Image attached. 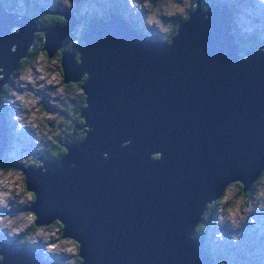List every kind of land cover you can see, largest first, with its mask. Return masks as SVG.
<instances>
[{
    "label": "water",
    "instance_id": "1",
    "mask_svg": "<svg viewBox=\"0 0 264 264\" xmlns=\"http://www.w3.org/2000/svg\"><path fill=\"white\" fill-rule=\"evenodd\" d=\"M201 1L169 42L110 10L83 22L77 61L73 48L61 51L63 81L86 74L84 134L57 139L65 151L55 160L37 154V166L19 168L34 193L24 210L37 226L58 220L82 264H214L193 234L199 215L225 184L245 190L264 167V41L241 56L231 7ZM37 10L65 22L43 26L0 0V92L35 31L51 56L80 22L64 8ZM8 143L0 103V163ZM0 264L58 263L0 237Z\"/></svg>",
    "mask_w": 264,
    "mask_h": 264
},
{
    "label": "rangeland",
    "instance_id": "2",
    "mask_svg": "<svg viewBox=\"0 0 264 264\" xmlns=\"http://www.w3.org/2000/svg\"><path fill=\"white\" fill-rule=\"evenodd\" d=\"M222 1L230 5L233 10L232 18L236 35H239L245 41L264 39V9H261L259 5V7H255L258 0H215V2ZM10 2L11 5H13L12 9L24 12L27 11L30 13L31 5H34L36 2L38 5L42 4L48 7L64 8L68 12L72 11L76 20H80V22H74L72 30L68 32V35H64V38L62 37L61 41L63 42V50L65 51L67 50L65 48L66 45H71L73 47L76 46L74 39L80 35L82 27L87 20V17L86 19L83 17L88 15L87 12L92 11L95 12V14L100 15L103 11L109 8H113L110 10L119 12L122 17L132 25L135 24L136 28L142 31L145 35L157 37L159 39H161L162 35L170 36V32L161 34L154 24L149 25L146 22L148 10L143 7L136 9L130 5L129 0H78V2L71 1V3L68 4H64L63 0H32L27 7H24L22 0H10ZM176 2L182 3V0H176ZM136 3L143 4V0H136ZM151 3L155 7L159 3V0H151ZM242 9H244V11H246V9L252 10L255 15V21L251 22V24L246 22L243 18L244 14L240 16V11ZM189 10L186 9V11ZM159 18L164 23L170 22L172 26H174L177 21L184 19L179 15L173 17L160 15ZM43 25L51 26L50 24ZM33 47H36V45ZM29 52L32 53L28 50L26 51V55H28ZM35 53L36 52L33 53L34 60H32L24 69L17 70L15 68L9 73L8 78H10V88L5 95L6 99L4 101L7 118L9 120L8 124L10 132L9 143L4 152L8 164L6 168H0L5 171L12 169L13 171L21 172L20 168L14 165L18 164L19 166H23L32 163L30 158L31 156L34 157L36 153H41L47 160H55L50 157V154L47 151V149L53 145L50 137H54L55 139H60L62 137L61 142L68 144L71 141H76L74 138L76 135H72L77 134L78 131L82 132L84 126H82L84 123L83 117L78 121L76 120V116L79 115V109L82 107L79 102L80 95L81 99L82 95L83 99H85L84 93L80 90V84L83 83V80L86 77L85 74L83 73L79 77L80 79L75 80L76 84H70L71 79H68L66 82L64 81L65 83H68V86L61 85L63 77L62 72L58 69L60 58L55 54H53L51 58H48L41 53H38L35 56ZM38 57H43V61L38 60ZM75 57L76 56L73 57L74 60ZM44 61H47V64L44 65L46 72L51 73L52 71H56L58 73V84L48 83L47 80L38 79L40 73L37 71L36 64H43ZM52 62L55 63L53 64ZM28 69H31L33 76L32 82L20 78L21 74ZM13 93H31L32 96L38 98L36 107L39 108L41 113H45V115L42 118L38 115V119L35 125H33V123L27 119L29 110L24 108L20 102L15 99ZM60 105L66 109L61 108ZM17 117H19V119H17ZM79 126L82 127L80 128ZM56 128L61 130L62 135H59L60 132H58ZM63 128L70 131L72 135L64 131ZM66 138H69L71 141L64 142V139ZM62 154L63 153L60 155ZM36 165L33 164V166ZM263 170L264 167L256 175V178L260 175L256 183L264 180V172L262 173ZM22 176L24 178L23 173ZM230 185L238 188L233 181L225 184L223 190L218 195V199L220 198L219 202L214 206L208 221V230L203 232V234L196 233V235L203 236L204 250L207 249L215 255L218 252L221 253V251L227 250L223 252V256H226L227 258H229L230 249L239 247L240 243L241 245H248V247L252 246L253 243L254 245L260 244L257 251H254L256 254L253 252V261L250 263L264 264V206H258L259 202L253 199L251 209L246 213H243V220L239 222V227H233L228 220H224L223 223L220 222V217L226 214L224 210L235 201V197L227 202L222 199ZM242 188L243 185L241 186V189ZM248 189L249 186L245 190H242L246 191ZM25 193H30V190L26 189V187L20 192L14 190L11 198L7 199V206L0 205V218L14 221L11 228L0 224V237L8 241H14V243L18 240H25L26 245L37 250L42 258L55 261L59 264H74L73 257L75 253L78 252V246L76 247L71 240L65 237L60 238L61 232L56 225L48 227L35 226L36 230L34 232H30L29 234L25 232L30 225V223L26 222V218L28 216L32 217L31 222L34 219V216L31 213L32 211L29 212L24 210V207H26L32 200V198L26 196ZM236 195L238 196L241 194L238 192ZM247 196L251 198L250 194ZM21 224H23L24 227L21 228ZM12 228H18L19 231L12 232ZM10 232L12 233L11 235H9ZM249 241H252L253 243ZM247 253L250 252L246 250L245 254L247 255ZM219 264H228V261Z\"/></svg>",
    "mask_w": 264,
    "mask_h": 264
},
{
    "label": "clouds",
    "instance_id": "3",
    "mask_svg": "<svg viewBox=\"0 0 264 264\" xmlns=\"http://www.w3.org/2000/svg\"><path fill=\"white\" fill-rule=\"evenodd\" d=\"M4 1L7 3L10 2V0H3V3H4ZM30 1H32V0H29V3H30ZM212 1H215V0H212ZM63 3L68 4L69 0H63ZM129 3H130V5L135 7L136 9L143 7L146 10H148V14L146 15V22L149 25L154 24L161 34L169 33L172 30L173 26L170 22L169 23L162 22V20L159 18L160 15H164L167 17H173L176 15H179L186 20L188 18V13L186 12V9L194 7L193 0H182V3H178V2H176V0H159V3L155 7L151 3V0H143V4L136 3V0H129ZM208 4H206V6ZM200 5H202V1H201ZM258 5L261 7V9H264V0H258V3L256 2L255 7H259ZM33 6L35 7V10L37 13H41L37 10V6H39L37 4V2L34 5H31V8H32V10L30 9L31 12H33V9H34ZM43 7L50 8V9H52V8L53 9H61V8H54L52 6L48 7L45 5H43ZM12 8H13V5H11L10 9H12ZM110 9H113V8H109L108 12L110 11ZM202 9H204V8L202 7ZM35 10H34V12H35ZM231 11L233 12L232 8H231ZM22 12H24V11H22ZM34 12L32 14L30 12H28V13H30V15H32L36 19L37 14H35ZM243 14H244L243 18L246 22H249L251 24V22L255 21V15L253 14L252 10L246 9V11H244V9H242L240 11V16H242ZM92 15L107 17L108 13L106 16L103 14H100V15L92 14ZM89 16H91V15H89ZM182 20H180V21H182ZM180 21H178V22H180ZM39 23L42 25V22H39ZM55 23H57V22H55ZM51 24H53V23H51ZM133 26L136 27L135 24H133ZM232 30L235 31L234 26H233V18H232V29H231V31ZM146 36H148V35H146ZM34 37H35V34H34ZM236 37L238 38L240 36H237L236 32H235V40H236ZM160 40H167V36L162 35ZM262 41H264V39L263 40L261 39V42ZM243 42L244 43H250V42H252V40L251 41L243 40ZM261 42L259 43L258 46L253 47V48L243 49L239 46L241 48V51H240L241 56H242L243 51H245V50L260 49L261 48ZM41 46H40V48H41ZM62 46H63V44L61 45V49H62ZM78 47H79V45H76L75 47L72 46L74 52H75V49ZM260 50L264 51V48H261ZM37 59L43 61V57H38ZM52 63L54 64L55 62H52ZM45 64H47V61H44L43 64H41V63L36 64L37 71L40 73L38 79L47 80L48 83L58 84L59 83L58 73L56 71H52L51 73L46 72L45 67H44ZM20 78L22 80L32 82L33 76L31 73V69H28L26 72L22 73ZM13 95L15 96V99L17 101H19L20 104L24 108H27L29 110L27 119L29 121H31L33 123V125H35V123L38 119V115L40 118H42L45 115V113H41L39 108L36 107L38 98L32 96L31 93H25V94L13 93ZM17 119H19V117H17ZM8 121L9 120L7 119V122ZM23 189H24V182H23V176H22L21 172L13 171L12 169H8L6 171L4 169H0V205L7 206V199L11 198L13 191L15 190L16 192H20V191H23ZM240 191L241 190L239 188L233 187L231 185L226 190L225 195L222 198L223 201L227 202L230 199H233V197H235V201L232 205H230L229 207H227V209L224 210L226 214L222 215L220 217L221 223H223L224 220H228V221H230V223L233 227H239V222L243 220V213H246L247 211H249L251 209L253 199L259 202L258 206H264V180H262L259 183H256L254 185L253 189L249 190L251 198H249L247 195H238L237 196L236 194ZM25 195L28 196L29 198H31V193H25ZM246 201H247V205H246ZM31 220H32V217H30V216H28L26 218L27 223H31ZM13 222H14L13 220H6L4 218H0V224H2L3 226L9 227V228H11ZM20 227L22 228V227H24V225L21 224ZM16 231H19V229L18 228H12V232H16ZM11 234L12 233L10 232L9 235H11ZM259 247H260V244L256 248L255 251H257V249ZM50 261H52V260H50Z\"/></svg>",
    "mask_w": 264,
    "mask_h": 264
},
{
    "label": "trees",
    "instance_id": "4",
    "mask_svg": "<svg viewBox=\"0 0 264 264\" xmlns=\"http://www.w3.org/2000/svg\"><path fill=\"white\" fill-rule=\"evenodd\" d=\"M80 1H83V0H80ZM212 0H202V5H200V6H202L203 8H205V6H206V4H208L209 2H211ZM69 3H71V1L69 0ZM4 4H5V6L7 7V8H11V4H9V3H7V2H5L4 1ZM193 4H194V7H195V0H193ZM194 7H191V8H188L187 10H189V9H193ZM33 12H34V10H35V7L33 6ZM108 10L109 9H106L105 11H103L101 14H103V15H107V13H108ZM27 12V11H26ZM33 12H31V14L33 13ZM186 12H188V11H186ZM35 14H37V17H36V19L38 18V21L39 22H52V23H55V22H57V23H62V22H65V18H64V16L63 15H61V14H57V13H37L36 12V10H35V12H34ZM87 16H85V17H83L84 19H86V17H88L89 15H92V14H95V12H92V11H89V12H87ZM180 21V20H179ZM178 21L174 24V26H173V28H172V30L170 31V36H167V40H165L166 42H169L170 41V37L171 36H173L174 34H175V32H176V28H177V26H178ZM84 27V26H83ZM82 27V28H83ZM36 36H35V39H34V44L29 48V50L32 52V53H30L29 52V54L28 55H26V56H24V57H22L20 60H19V64H18V66H17V70L18 69H24L32 60H34V56H33V53L34 52H36L35 53V56L39 53H41L43 56H45V57H48V58H51L52 57V55L51 56H48L47 55V51L45 50V49H40V46L42 45V42H43V31H41V30H39V31H35V33H34ZM80 35H81V32H80ZM80 35L78 36V37H76L74 40H75V44L76 45H79V46H81L82 45V41H81V39H80ZM70 36H72V35H70ZM237 36H239V35H237ZM236 40L239 42V46L241 47V48H243V49H245V48H253V47H256V46H258L259 45V43L261 42V39H254V40H252V42H250V43H244L243 42V40L240 38V37H236ZM34 45H36V47H33ZM65 48L67 49V50H72V46L71 45H66L65 46ZM40 49V50H39ZM63 50V46H62V49L61 48H59V49H57L55 52H54V54L57 56V57H59L60 58V56H61V51ZM75 54H74V56H76L75 57V60L77 61L78 60V58H77V52H76V49H75V52H74ZM33 57V58H32ZM58 69H59V71L60 72H62L61 71V67H60V59H59V67H58ZM85 74V73H84ZM85 76H86V74H85ZM62 77H63V74H62ZM66 82V81H65ZM64 81H62V84L61 85H64V86H68V83H65ZM70 84H76V82L75 81H70ZM9 88H10V84H9V82L8 83H6V84H4L3 86H2V89H1V92H0V103H1V107L6 111V109H5V107H4V101H5V95L7 94V92H8V90H9ZM80 90H81V92L83 93V91H82V89H81V87H80ZM84 99H83V95H82V99H81V95H80V104L83 106L84 105ZM61 106V105H60ZM61 108H63V109H66V108H64L63 106H61ZM76 120H78V121H80L81 120V118L79 117V116H76ZM56 130L58 131V132H60V134L59 135H62V132H61V130L60 129H58V128H56ZM63 130L64 131H66V132H68L69 134H71V132L70 131H67L66 129H64L63 128ZM84 134V132L82 131L81 133L78 131V133L77 134H71L72 136H75L74 138H75V140H77V139H80L81 138V136ZM51 138V140H52V142H53V145L51 146V147H49L48 149H47V151L49 152V154H50V157H52V158H58L59 157V155L61 154V153H64V151H65V147H64V145L63 144H59L58 143V141H57V139H55L54 137H50ZM67 141H71V140H69V138H66V139H64V142H67ZM61 142V141H60ZM47 151H46V153H47ZM39 154H41V153H39ZM156 156V155H155ZM30 160H31V162L32 163H30V164H28V165H32L33 166V164L34 165H38L40 162L35 158V157H32L31 156V158H30ZM7 164H8V162H7V159H6V157H5V155H4V158H3V161L0 163V168H6L7 167ZM36 165V166H37ZM14 166H16V167H20L18 164H15ZM264 172V170L262 171V173ZM260 176V175H259ZM259 176L256 178H254L253 180H252V182L249 184V189L248 190H246V191H243L242 189H241V186L243 185L242 184V182H240L239 180H234L233 181V183H235V185L241 190L240 191V194L241 195H249L250 194V192H249V190L250 189H252L253 187H254V185L256 184V182H257V180L259 179ZM23 181H24V178H23ZM24 187H25V184H24ZM30 193H31V198L33 199L34 198V193L32 192V191H30ZM220 199V198H219ZM219 199L218 198H216L215 200H213V201H211V202H208V203H206V205H205V208H204V210H203V213H202V221H200L198 224H196V226H195V233H197V234H203V232H206L207 230H208V221H209V219H210V216H211V214H212V211H213V208H214V206L216 205V204H218V202H219ZM30 212V211H29ZM33 214V213H32ZM34 216V215H33ZM34 220V219H33ZM51 225H56L57 227H58V229H61V223L60 222H58V220H53L51 223H49L48 225H44V226H51ZM35 226H37V225H35L34 224V222L32 221L31 223H30V225H29V227H27V229H26V231L25 232H27L28 234L31 232H34L35 230H36V227ZM60 238H62L61 236H60ZM67 239H69V240H71L75 245H76V247L78 246V243L76 242V241H74L72 238H67ZM14 242V241H13ZM18 242V243H17ZM249 242H251V243H253L252 241H249ZM254 242H256V241H254ZM15 243L16 244H19V245H26V243H25V240H18V241H15ZM259 245L258 244H255L254 245V243H253V245L252 246H250V247H248V245L247 246H245V244L244 245H241V243L239 244V247H234V248H232V249H230V248H227V249H230V252H229V258H227L226 256H223V252H225V251H227V250H224V251H221V253L220 252H218V253H216V260H215V263L214 264H219V263H224L225 261H228V264H249L250 262H252L253 261V258L252 257H254V254H253V252L256 250V248L258 247ZM246 250L248 251V252H250V253H247V255L245 254L246 253ZM255 253V252H254ZM256 254V253H255ZM73 262H74V264H82L81 263V257H79L78 255H77V252L75 253V255H74V257H73ZM250 264H252V263H250Z\"/></svg>",
    "mask_w": 264,
    "mask_h": 264
},
{
    "label": "bare ground",
    "instance_id": "5",
    "mask_svg": "<svg viewBox=\"0 0 264 264\" xmlns=\"http://www.w3.org/2000/svg\"><path fill=\"white\" fill-rule=\"evenodd\" d=\"M175 35V34H174ZM202 213H203V210L201 212V214L199 215L200 216V219L197 221L196 224H198L200 221H202ZM196 226V225H195ZM194 230H195V227H194ZM193 230V234H196L195 231Z\"/></svg>",
    "mask_w": 264,
    "mask_h": 264
},
{
    "label": "flooded vegetation",
    "instance_id": "6",
    "mask_svg": "<svg viewBox=\"0 0 264 264\" xmlns=\"http://www.w3.org/2000/svg\"><path fill=\"white\" fill-rule=\"evenodd\" d=\"M10 4H11V2H9ZM31 10H32V8H31ZM52 22H42V25L43 24H51ZM37 154H39V153H36L35 155H37ZM35 155H34V157H35Z\"/></svg>",
    "mask_w": 264,
    "mask_h": 264
}]
</instances>
